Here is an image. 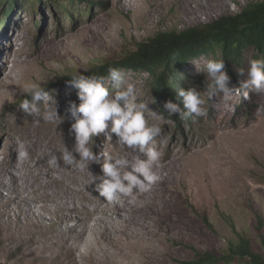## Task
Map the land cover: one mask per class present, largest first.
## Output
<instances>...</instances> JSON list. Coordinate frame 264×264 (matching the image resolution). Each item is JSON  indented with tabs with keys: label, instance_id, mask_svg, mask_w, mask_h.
I'll list each match as a JSON object with an SVG mask.
<instances>
[{
	"label": "rangeland",
	"instance_id": "1",
	"mask_svg": "<svg viewBox=\"0 0 264 264\" xmlns=\"http://www.w3.org/2000/svg\"><path fill=\"white\" fill-rule=\"evenodd\" d=\"M258 1L262 0H77L71 6L65 0H18L3 7L0 0V180H14L16 185L12 171L19 167L22 169L18 178H23L13 194H9V187L3 189L0 182L2 195H13L12 203L23 202L21 195H25L29 207L46 208L48 229L52 220L61 219L63 207L72 210L74 205L71 200L56 199L60 190L75 198L79 207L84 205L77 187L81 183L80 189L86 190L85 171L79 169L74 175L68 171L59 178L52 173L57 167L69 166L59 158L65 146L71 150L75 144L74 136L69 134L74 121L66 120L58 127L43 121L34 124L19 106L24 99L31 100L23 93L24 87L38 84L55 99L58 114L69 115V103L79 104V90L70 82L73 74L86 75L110 62H119L136 51L139 43L160 32L183 30L235 14L230 8L233 2L243 9ZM17 32L20 36L13 38ZM253 55V48L246 47L244 68ZM222 56L220 47H210L208 55H198L177 66L179 76L189 87L204 92L208 87L203 73L205 64L209 59L223 60ZM121 70L125 73L124 87L133 85L138 100L146 104V120L161 129L156 137L163 151L161 160L171 163L166 169H157L160 180L153 185L155 193L151 195H158L159 205L152 207L148 200L143 203L144 209L131 218L132 222L146 219L152 233L157 234L151 247L136 254L139 264H183L195 261L201 253H212L218 264H255L249 257L228 255L231 246L248 239L264 256V93L256 94L250 86L245 89L248 98L234 97L232 102L224 103L215 97L206 104V116L182 121L165 115L157 107L151 74L144 70ZM225 70L230 86L239 87L240 81L247 79ZM10 81L14 84L9 85ZM114 91L110 88V93ZM37 103L42 105L43 100ZM15 136L28 142L30 156L23 163L16 159ZM115 139L96 136L89 147L96 154H127L129 159L138 154L119 148ZM194 141L199 146L190 148ZM203 147L210 148L208 153L215 158L213 161L207 162L199 153ZM53 155L58 163L49 165ZM89 164L96 162L85 163ZM48 180L54 181V185L46 193L43 184ZM135 193L137 201L129 204L130 210H136L143 202L142 193ZM125 198L130 201L131 197ZM20 208L15 207L13 214L19 213ZM37 220H30V228L40 238L43 229ZM73 223L74 220L63 222L52 232ZM148 235L149 240L152 236ZM29 239L26 236L19 240L10 252L0 248V264H38L39 258L30 255L29 248L22 245ZM82 251V245L71 249L79 262Z\"/></svg>",
	"mask_w": 264,
	"mask_h": 264
},
{
	"label": "clouds",
	"instance_id": "2",
	"mask_svg": "<svg viewBox=\"0 0 264 264\" xmlns=\"http://www.w3.org/2000/svg\"><path fill=\"white\" fill-rule=\"evenodd\" d=\"M203 73L208 81L207 90L200 92L195 87L175 88L178 102L168 100L163 105L168 115L178 116L182 121L189 116L204 117L208 111L207 102L213 101L215 97H219L224 103L232 102L234 97L248 98L249 93L245 89L250 86L254 93H264V59H252L246 68L236 69L238 76L247 77L240 81L239 87L230 86V76L225 70L224 60H207ZM70 82L79 90V104L69 103V115H59L55 99L35 83L22 89L31 100L26 98L19 106L32 117L34 124L43 121L58 127L66 120L74 121L69 134L74 136L75 144L71 150L65 146L59 159L66 165L80 169L89 161L101 164L102 175L98 176L99 182L95 183L94 189L99 196L110 204L119 203L123 197H131L129 202L135 204L134 192H148L160 180L157 169L163 151L156 141L161 132L160 127L149 124L146 120V104L138 100L133 85L124 87L125 73L122 70L110 67L107 78L73 74ZM110 88L115 91L110 93ZM41 100L42 105L37 103ZM101 135L104 140L115 136V144L119 148L131 149L138 154L128 159L108 152L94 153L89 144L93 137ZM14 139L17 162L23 163L30 156L28 142L19 136ZM75 154H78L79 159ZM48 163L55 165L58 158L53 155Z\"/></svg>",
	"mask_w": 264,
	"mask_h": 264
},
{
	"label": "bare ground",
	"instance_id": "3",
	"mask_svg": "<svg viewBox=\"0 0 264 264\" xmlns=\"http://www.w3.org/2000/svg\"><path fill=\"white\" fill-rule=\"evenodd\" d=\"M20 34V32H17L13 38H18ZM13 38L12 40H14ZM15 75L16 74H14V76ZM2 84L4 83L2 82ZM13 84V81L9 82V85ZM199 144L194 141L190 148L199 146ZM209 149L210 148L206 149L203 147L199 149L200 152L197 151L203 155L202 157H204L207 162L215 159L213 157L212 159L211 155H209ZM75 155H77V159H79L78 154ZM126 157L129 159L127 154ZM177 162L178 160L176 163ZM170 166V162L163 163L161 160L158 170L166 169ZM21 169V167L18 169L14 168L12 171L13 178H15L18 185L23 182V178H18V173ZM79 169L80 168L75 166H68L66 169L57 167L52 173L53 177L59 178L61 176L60 174H66L68 171H71L74 175ZM82 170L85 171L84 179L88 181L86 185L87 188L85 191L80 189L83 186L81 183L78 184L77 188L78 191H81L80 197L84 199V205L79 207L75 198L73 199L69 193L60 190L56 194V199L58 198L62 201L71 200L74 202V205L72 210L64 207L61 209L63 214L59 221H54L50 218L49 220H52L50 229L46 226L45 214L48 212L46 208L41 207L37 209L32 206L29 207L26 196L21 194L23 202L12 203L15 201L14 196L5 197L0 190V204H2V208H0V233L2 235L0 238V248L9 250L10 252V248L19 245V240L29 236V241L23 242L22 245L29 248L30 255L39 258L40 261L38 264H130L131 260L132 264H139V259L136 258V254L142 252L143 249L146 251L148 247H151L157 234L152 233L153 229L149 226L150 224L148 225L145 222L146 219H138L132 222L133 220L131 218L134 217L137 212L144 209L143 203H147L148 200L152 203H150L152 207H157L159 205L158 199L156 198L158 195H151V193H155V186H152L150 191L142 193L143 199L141 200L143 202L137 205L138 207L136 210H130L129 204L131 203L126 200L125 197H123L119 203L110 204L94 190L95 183L99 182L98 176L102 175L101 164L84 165ZM87 171H89V173ZM13 181L14 180L2 182V180H0L3 189L9 187V194L15 193V186L17 184L15 185V181L14 183ZM53 185L54 181H46L43 184L44 192L49 193ZM19 205L21 206L19 213L13 214L15 207H19ZM70 207L71 206H69V208ZM153 210L155 211L156 209ZM57 211L58 210H53L52 212ZM14 216L15 220L13 219ZM34 217L38 219L37 224L43 229L40 233V238H37L35 235L37 233L30 228V220H33ZM136 218L137 217L134 219ZM69 220H74V223L69 225L66 229H56V232H52L53 227ZM146 233L152 236L150 237L151 239H147ZM80 245H82L84 250L80 254L81 262H79L75 254L71 253V249H77ZM69 249L70 252L67 251ZM57 259H59V263L56 262Z\"/></svg>",
	"mask_w": 264,
	"mask_h": 264
},
{
	"label": "trees",
	"instance_id": "4",
	"mask_svg": "<svg viewBox=\"0 0 264 264\" xmlns=\"http://www.w3.org/2000/svg\"><path fill=\"white\" fill-rule=\"evenodd\" d=\"M18 0H1L5 6L13 5ZM74 5L77 0H65ZM210 47H220L226 69L230 74H237L236 69L244 66L246 47L254 50L253 59H264V0L248 4L241 12L225 14L219 18L195 25L183 30L160 32L148 41L139 43L137 50L119 62H110L107 66L88 72L86 76L105 77L108 69L116 68L139 73L144 70L154 79L153 94L157 107L165 115L163 105L166 101L176 100L175 88H189L186 80L179 76L177 66L198 55L209 53ZM170 116V115H168ZM179 120L178 116H170ZM192 116L188 121H192ZM201 257L183 264H218L212 253H201ZM228 256L249 257L255 264H264V256L256 251L248 239L231 246Z\"/></svg>",
	"mask_w": 264,
	"mask_h": 264
},
{
	"label": "built area",
	"instance_id": "5",
	"mask_svg": "<svg viewBox=\"0 0 264 264\" xmlns=\"http://www.w3.org/2000/svg\"><path fill=\"white\" fill-rule=\"evenodd\" d=\"M230 8L232 11L235 12V14L242 11V9H240V7L235 2L231 3ZM205 22H209V21H205Z\"/></svg>",
	"mask_w": 264,
	"mask_h": 264
}]
</instances>
